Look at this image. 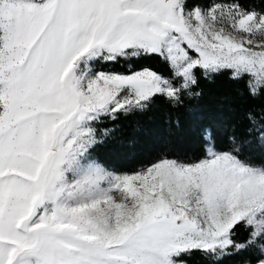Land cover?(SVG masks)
I'll list each match as a JSON object with an SVG mask.
<instances>
[{
	"label": "snow or ice",
	"instance_id": "snow-or-ice-1",
	"mask_svg": "<svg viewBox=\"0 0 264 264\" xmlns=\"http://www.w3.org/2000/svg\"><path fill=\"white\" fill-rule=\"evenodd\" d=\"M222 73L264 99V0H0V264H264V165L235 135L129 172L96 155L106 122Z\"/></svg>",
	"mask_w": 264,
	"mask_h": 264
},
{
	"label": "trees",
	"instance_id": "trees-1",
	"mask_svg": "<svg viewBox=\"0 0 264 264\" xmlns=\"http://www.w3.org/2000/svg\"><path fill=\"white\" fill-rule=\"evenodd\" d=\"M144 63L161 67L151 60ZM109 69L120 71L121 66ZM198 91L199 97L186 99L180 106L158 99L143 112L121 114L114 123L106 122L112 132L96 148L98 155L127 168L162 155L195 160L203 156L205 135L212 132L225 149L231 146L230 137L235 135L240 142L241 158L264 165V145L249 136L245 118L249 111L264 110V99L250 97L244 81L233 80L228 73L201 79ZM246 236L247 232L241 229L238 242ZM184 259L188 264H211L200 253ZM240 260L239 256L224 257L221 264H240Z\"/></svg>",
	"mask_w": 264,
	"mask_h": 264
},
{
	"label": "rangeland",
	"instance_id": "rangeland-1",
	"mask_svg": "<svg viewBox=\"0 0 264 264\" xmlns=\"http://www.w3.org/2000/svg\"><path fill=\"white\" fill-rule=\"evenodd\" d=\"M107 127H109L108 124H107ZM96 155L103 163H105V165L107 167H109L111 170H116V171L129 172V171L135 170V169L141 167L143 164H145V163H141V164L134 165L133 168H127V167L119 165V164H114L110 159L100 158V156L98 155L97 149H96Z\"/></svg>",
	"mask_w": 264,
	"mask_h": 264
}]
</instances>
